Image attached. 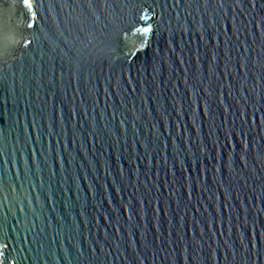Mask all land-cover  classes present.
I'll list each match as a JSON object with an SVG mask.
<instances>
[{
    "label": "water",
    "instance_id": "obj_1",
    "mask_svg": "<svg viewBox=\"0 0 264 264\" xmlns=\"http://www.w3.org/2000/svg\"><path fill=\"white\" fill-rule=\"evenodd\" d=\"M0 264H264V0H0Z\"/></svg>",
    "mask_w": 264,
    "mask_h": 264
},
{
    "label": "snow or ice",
    "instance_id": "obj_2",
    "mask_svg": "<svg viewBox=\"0 0 264 264\" xmlns=\"http://www.w3.org/2000/svg\"><path fill=\"white\" fill-rule=\"evenodd\" d=\"M24 2H25V3H28V0H24ZM29 7H30V5H29Z\"/></svg>",
    "mask_w": 264,
    "mask_h": 264
}]
</instances>
